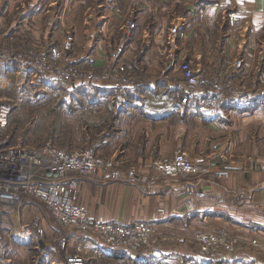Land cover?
Segmentation results:
<instances>
[{
  "label": "rangeland",
  "instance_id": "rangeland-1",
  "mask_svg": "<svg viewBox=\"0 0 264 264\" xmlns=\"http://www.w3.org/2000/svg\"><path fill=\"white\" fill-rule=\"evenodd\" d=\"M94 1L76 6L74 0H0V65L11 74L5 88L0 84V96L15 102L10 118L15 134L31 143L53 140L75 148L92 146L126 168H141L148 157L163 156L151 124L168 114H178L190 126L194 114L201 112L228 121L232 114L256 112L264 138V5L251 6L252 10L239 0H156L165 22L153 15L148 23L152 33L156 23L163 25L155 43L163 52L162 63L153 69L151 56L143 61L153 37L128 49L140 27L131 13L121 16L124 26L118 36H104L102 63L82 52L88 34L79 33L77 40L75 28ZM102 2L97 0L96 12L104 9ZM259 10L263 16L257 19ZM91 22L93 27L99 24ZM22 68L28 78L25 72L15 75ZM188 71L197 81L189 80ZM236 109L238 114L230 112ZM252 129L256 128L249 127L250 134ZM146 152L149 156L140 159ZM33 204L37 209L21 208L16 223L31 220L37 210L49 217L42 206ZM7 209L0 213V264H53L52 252L44 260L33 245L21 243L14 222L11 226L10 214L16 210ZM199 249L225 251H204L200 245Z\"/></svg>",
  "mask_w": 264,
  "mask_h": 264
},
{
  "label": "crops",
  "instance_id": "crops-1",
  "mask_svg": "<svg viewBox=\"0 0 264 264\" xmlns=\"http://www.w3.org/2000/svg\"><path fill=\"white\" fill-rule=\"evenodd\" d=\"M68 1L66 0L67 3ZM74 1L78 6L86 0ZM239 1L242 2V7L249 9L257 5L263 8L264 5V0ZM102 3L105 5L104 9L96 12V7L100 4H97V0L94 1L89 15L75 28L77 40L79 33L88 34L82 42L83 46L81 44L85 51L82 52L95 55L96 60L102 63L104 36L108 33L118 36L124 26L121 16L131 13L137 18L140 27L134 31L128 49H135L141 41H148L153 37L154 43L146 49L143 61L151 56L150 67L157 68L162 63L159 57L163 52L155 49V43L162 37L163 25L156 23L152 33L148 23L153 15L159 20L162 17V23L165 19L161 15L163 9H160V13L157 8L156 0H103ZM119 6L121 9L117 10ZM257 14V19L263 16L261 10ZM92 20L99 24L93 27ZM90 33L92 37H89ZM195 52L197 55L198 52ZM23 72L28 78V72L23 68L16 71L15 75L19 77ZM0 77H3L0 80L5 83L11 78V74L1 65ZM194 111L198 113V110ZM241 114H232L233 118L228 121L223 116H205L201 112L194 114V124L190 126L185 124L186 120L178 118V114H168L156 118L151 124L157 151L163 156L171 154V150L184 148L191 155L205 154L214 169L228 164L235 165L236 168L227 179H219L214 174H208L202 179L171 178L147 189L137 184L108 179V171L99 168L93 177L85 180L75 199L86 207L91 218L103 216L108 220L125 222L148 220L157 225L159 234L152 248L130 252L112 247L96 236H73L70 233L72 250H76L78 245L82 246L84 264H264V138L260 131L261 117L256 112ZM185 125L188 127L185 128ZM181 127H184L182 132ZM249 127L256 128L255 131L252 129V135ZM143 156L149 155L146 152L140 159L145 158ZM201 185L207 186L209 193L203 197L193 195ZM191 197H194L196 204L193 211L186 207V200ZM36 209L33 203H26L23 211L34 212ZM2 218L0 215V223ZM10 218L11 226L14 222L13 227L17 230L15 220L19 218V213L11 212ZM45 224L47 240L37 243L32 238L20 236V240H23L21 243L33 245L43 253L44 260L47 253H50L46 247L54 242L58 229L49 217ZM220 229L236 238V250L232 253L222 250L202 252L196 239L197 232ZM67 231L70 232L69 229ZM254 239L257 242L253 243ZM52 253L55 254L53 264H65L59 251Z\"/></svg>",
  "mask_w": 264,
  "mask_h": 264
},
{
  "label": "built area",
  "instance_id": "built-area-1",
  "mask_svg": "<svg viewBox=\"0 0 264 264\" xmlns=\"http://www.w3.org/2000/svg\"><path fill=\"white\" fill-rule=\"evenodd\" d=\"M56 53V52H55ZM57 54V53H56ZM189 80L197 81L193 72L188 71ZM0 84L5 88V82ZM15 102L10 96H0V213L15 208L21 213L26 203L42 206L52 222L58 227L54 242L61 248V259L65 264H84L82 246L72 250L69 235H92L112 247L130 252L152 248L158 237V227L148 220L131 222L108 220L103 216L91 218L86 207L75 199V195L88 178L99 168L108 171V179L137 184L151 189L171 178L202 179L214 174L227 179L235 165L212 168L209 158L204 155L192 156L184 148L174 154L156 157L137 166L120 167L119 162L99 154L95 147L75 148L63 146L48 140L31 143L26 138L9 130L10 117ZM209 193L201 185L193 195L203 197ZM189 211L196 208L194 197L187 199ZM46 214L35 212L31 220H20L17 230L24 238L37 242L47 240ZM70 230V232L67 231ZM229 238L226 230L197 233L199 245L204 251L220 248L228 252L236 249V241ZM257 242V239H254ZM55 262V254L50 253Z\"/></svg>",
  "mask_w": 264,
  "mask_h": 264
},
{
  "label": "trees",
  "instance_id": "trees-1",
  "mask_svg": "<svg viewBox=\"0 0 264 264\" xmlns=\"http://www.w3.org/2000/svg\"><path fill=\"white\" fill-rule=\"evenodd\" d=\"M0 90H2V87L0 86ZM15 110L13 109V112H14ZM13 112H12V114H13ZM11 114V115H12ZM11 118V117H10ZM9 130L10 131H12L14 134H15V131L12 129V128H10V124H9ZM56 143V142H55ZM71 147H73V146H71ZM38 243V242H37ZM41 246V245H40ZM58 245L55 243V242H52V244L50 245V246H48V247H46V249H47V251H50V252H58L59 251V249H58V247H57ZM42 247V246H41ZM55 248V249H54ZM38 249H41L40 247H38Z\"/></svg>",
  "mask_w": 264,
  "mask_h": 264
},
{
  "label": "bare ground",
  "instance_id": "bare-ground-1",
  "mask_svg": "<svg viewBox=\"0 0 264 264\" xmlns=\"http://www.w3.org/2000/svg\"><path fill=\"white\" fill-rule=\"evenodd\" d=\"M0 78H3V77H0ZM4 78H5V76H4ZM21 83V82H20Z\"/></svg>",
  "mask_w": 264,
  "mask_h": 264
}]
</instances>
